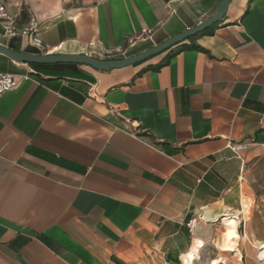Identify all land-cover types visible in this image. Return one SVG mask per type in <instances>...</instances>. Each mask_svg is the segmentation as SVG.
<instances>
[{"label": "crops", "instance_id": "crops-1", "mask_svg": "<svg viewBox=\"0 0 264 264\" xmlns=\"http://www.w3.org/2000/svg\"><path fill=\"white\" fill-rule=\"evenodd\" d=\"M220 2L6 0L50 49L4 43L124 58ZM230 3L212 33L123 68L0 54V72L18 77L0 95V264H211L205 254L236 252L220 246L224 214L242 237L245 212L264 211V0ZM238 142L249 147L237 155Z\"/></svg>", "mask_w": 264, "mask_h": 264}, {"label": "water", "instance_id": "water-1", "mask_svg": "<svg viewBox=\"0 0 264 264\" xmlns=\"http://www.w3.org/2000/svg\"><path fill=\"white\" fill-rule=\"evenodd\" d=\"M231 0H221L218 10L212 14L211 16L205 18L198 25L189 28L188 30L181 32L179 34L173 35L171 38L165 40L164 42L157 44L156 46L142 51L140 54L125 56L124 58H100L95 55H89L84 53L77 54H56V53H33V52H24L22 50H17L15 48L10 47L8 44L0 42V54L10 57L11 59L18 62L25 63H38V64H46V63H60L64 62H73V63H84L90 65L91 67H95L97 69H102L109 71L114 68H123L128 65L139 63L143 60L148 59L151 56H155L158 53H162L163 51L171 48L173 45L180 43L189 37L204 31V29L210 27L211 25L219 22L221 18L228 12L230 7Z\"/></svg>", "mask_w": 264, "mask_h": 264}, {"label": "rangeland", "instance_id": "rangeland-1", "mask_svg": "<svg viewBox=\"0 0 264 264\" xmlns=\"http://www.w3.org/2000/svg\"><path fill=\"white\" fill-rule=\"evenodd\" d=\"M225 214L223 223L226 225V229L222 235L220 246L224 251L236 252H225L219 255L210 252L202 257L209 260L212 255L211 264H220L221 262L224 264H264V257L259 256L261 250L259 243L264 242V211L251 212L248 210L245 212L247 222L252 227V233L248 235L243 233L242 237L238 232L239 219H237V214L228 213L230 216H226ZM253 214L254 216L251 218ZM240 237L242 241L241 246L238 245ZM194 257L195 253L192 258L195 259Z\"/></svg>", "mask_w": 264, "mask_h": 264}, {"label": "built area", "instance_id": "built-area-1", "mask_svg": "<svg viewBox=\"0 0 264 264\" xmlns=\"http://www.w3.org/2000/svg\"><path fill=\"white\" fill-rule=\"evenodd\" d=\"M22 36L29 38L31 43L38 47L40 50L45 51L50 49V46L44 43L34 30L29 28H17L16 18L14 15L9 14L6 0H0V42H3ZM93 56V55H92ZM18 83V77L15 74L9 72H0V95L13 89ZM228 146L238 155L241 151L247 149L249 145L247 143H228ZM196 219L193 218L189 223L192 230L195 225Z\"/></svg>", "mask_w": 264, "mask_h": 264}, {"label": "trees", "instance_id": "trees-1", "mask_svg": "<svg viewBox=\"0 0 264 264\" xmlns=\"http://www.w3.org/2000/svg\"><path fill=\"white\" fill-rule=\"evenodd\" d=\"M219 22H220V20H219ZM219 22H217V23L211 25L210 27L204 29V31H202V32H200V33H197V34H202V35H203V34H205V33H212V32L214 31L215 27L219 24ZM194 36H195V35H193L192 37H194ZM9 46L12 47V48H15V47H13L11 44H9ZM15 49H16V48H15ZM116 58H119V57H116Z\"/></svg>", "mask_w": 264, "mask_h": 264}, {"label": "bare ground", "instance_id": "bare-ground-1", "mask_svg": "<svg viewBox=\"0 0 264 264\" xmlns=\"http://www.w3.org/2000/svg\"><path fill=\"white\" fill-rule=\"evenodd\" d=\"M225 215L226 216H230V214H228V213H226ZM259 246L261 248V250L259 252V256L263 258L264 257V242H260Z\"/></svg>", "mask_w": 264, "mask_h": 264}]
</instances>
